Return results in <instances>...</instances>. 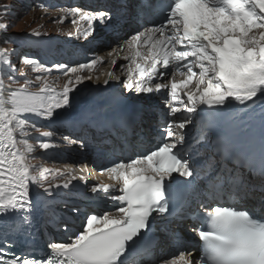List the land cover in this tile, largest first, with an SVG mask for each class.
<instances>
[{
    "label": "snow or ice",
    "instance_id": "snow-or-ice-1",
    "mask_svg": "<svg viewBox=\"0 0 264 264\" xmlns=\"http://www.w3.org/2000/svg\"><path fill=\"white\" fill-rule=\"evenodd\" d=\"M144 6L155 15L120 46L123 60L129 61L122 66L127 74L121 80L114 72L106 73L105 85H123L106 107L123 127L143 129L142 135L150 137L159 102L164 123L155 127L163 139L130 159L102 167L97 175L112 183L89 185L96 169L87 164L77 175L70 164L61 171L30 161L37 149L47 153L58 147L52 142L57 133L42 132L36 121L55 122L69 113L78 86L93 79L83 73L104 59L48 66L25 55L19 62L40 75L30 80L21 73L24 83L10 89L5 78L20 83L14 75L16 63L0 49V264H264V135L258 149L232 139L197 146L211 128L235 124L241 111L258 107L264 121V0H144ZM61 11L53 23L72 17L70 23L84 38H94L98 29L120 27L127 4ZM14 13L15 5L0 0L4 43L12 42L8 32L15 26ZM54 70L68 77L62 90L49 83ZM37 83L39 91L32 92ZM194 119L199 120L196 136L189 128L196 127ZM32 133L41 134L36 143L31 142ZM63 140L88 147L81 139ZM76 181L117 207L88 215L67 241L48 240L44 256L14 251L10 237L31 238L37 213L47 212L52 200L77 187ZM225 197L251 201L253 207L211 203ZM50 223L71 231L68 222ZM185 231L200 242L198 259L184 247ZM173 243L181 250L164 255Z\"/></svg>",
    "mask_w": 264,
    "mask_h": 264
},
{
    "label": "rangeland",
    "instance_id": "rangeland-1",
    "mask_svg": "<svg viewBox=\"0 0 264 264\" xmlns=\"http://www.w3.org/2000/svg\"><path fill=\"white\" fill-rule=\"evenodd\" d=\"M5 1H9V0H3V2H5ZM11 2L19 3L18 6L24 7V9L19 10L18 8H16V10H15L14 15L15 14L16 15L14 16V20L12 21V23L15 26L12 27L11 31L8 32V36L11 38L12 42L4 43L3 42V39H4L3 34H0V38H1L0 39V49L7 50L9 53H11L10 58L16 63L17 71H16V73H14V75H16V77L20 81V83L19 84L11 83L10 81H8L5 78V84L10 89H17V88L21 87V85L24 83V77L21 75V73L27 74V76L30 80H34L36 76L40 75V73L34 72L32 70V66L26 65L23 67L24 64H22V63L20 66L19 58L27 55V53L26 54H24L25 52L22 53V51H21L22 47L19 49V46H21V45L30 46L29 40L32 37H35V36L28 35V33H31L34 30H36V31H40L42 34H45V35L54 34V33L59 34V33H61V31H65L66 28L71 27L72 23L67 22V23L63 24V27H62V24L53 23V20L60 17V15H63V13L61 11L62 8L59 6V4L61 3L60 0H33L31 2L29 0H11ZM57 12L60 14H56ZM40 37H42V36H40ZM12 50H15V52H12ZM102 50H103V47L100 48L99 50H97V54L98 53L109 54V53L113 52V51L103 52ZM42 62H46L45 59H43ZM104 66L109 67L110 62L107 61L104 64ZM96 70L98 71L99 74H102V72H103L101 68H97ZM104 75L105 74H102V76H104ZM51 76L52 75L48 76V80L50 79ZM60 82H62V81L60 80ZM62 83L64 84V82H62ZM64 85H61L62 88ZM39 88H40V85L37 83V84H33L31 86L30 90L32 92H38ZM108 89H110V88H107L104 90L107 91ZM102 90H103V88H99L98 86L93 85V87L89 88V91H91V92H89L88 90H84V92L82 90L81 91L79 90V92H77L76 95L82 96V98H80V99H88V96H94L95 94L100 93ZM87 92H89V93L87 94ZM36 122L40 125H43L42 132L55 131L57 133V135L53 138L52 142L54 144L58 145V151L53 156L56 157L60 153H61L60 154L61 156H62V154L64 156H69V154H72L73 157L80 156L81 148L78 145H72L71 143L65 142L63 140V136H68L71 139H81L82 140V138L80 137V134L72 133L69 129L63 128V127H59V128L54 127L53 128L51 125L47 124L46 121H44L42 123H40L38 121H36ZM55 129H57V130H55ZM36 134L37 133H32L33 139L31 142H33V143H35ZM83 151H84V149L82 150V152ZM42 154H43V152L38 151V150L36 152H34L33 154H31V157H30L31 163L34 165H43L44 167L49 168V169H59L61 171L65 170L61 167H65V165H69V162H67L65 159H60L62 161V162H60L59 160H56L53 158H46V157L42 158L41 157ZM61 158H65V157L62 156ZM63 162H66V163H63ZM87 199H89V201L91 200L90 198H87ZM104 201L107 202V203H105V207H104ZM98 202H101L100 206L98 208L100 210H105L108 212V211H113L116 208V207H110V206H112V203L108 202L106 200H98ZM64 205H65V207H64ZM60 208L61 209H65V208L73 209L76 207L63 204L62 207L60 206ZM87 216L88 215H85V214L83 216H78V218L73 219L74 223H72V225L76 226L78 224L79 225L83 224L85 222V219ZM51 217H49V221L59 220L61 222H66L61 218V215L59 212H56V211L53 212V215H51ZM79 219H80V221H79ZM77 221H79V222H77ZM47 230H48V233L53 234V237L55 239L58 237H62L63 235L65 236L66 234H68V233H64V232L60 231L57 228L56 223H50L49 222V229H47Z\"/></svg>",
    "mask_w": 264,
    "mask_h": 264
},
{
    "label": "bare ground",
    "instance_id": "bare-ground-1",
    "mask_svg": "<svg viewBox=\"0 0 264 264\" xmlns=\"http://www.w3.org/2000/svg\"><path fill=\"white\" fill-rule=\"evenodd\" d=\"M61 16V15H60ZM56 26V25H55ZM1 39V38H0ZM125 53H120L119 49L109 53V54H101L98 53L97 51L95 52V55L97 57H101L104 59V63L103 64H97L98 67H100L102 69V74H105L104 76H102V74H99L97 70L95 71H90L88 74H91L93 76V79L90 81H86L83 84H81V87L77 89V92H79V90L83 91L84 90H88L90 87H93V85L98 86L99 88H103V90L100 93L95 94L94 96H88V99H80L82 98V96H78L75 94V104L74 107L70 110L69 113H66L64 115V117L61 120L52 122L53 125L55 127L61 126L64 128H69V130L71 131H82L81 129V125L84 123V127H91L94 123L95 125L99 122H102L105 117L106 114L103 113H97V111L101 110V108H107L106 104L107 102L110 100L111 98V93L116 89H118L122 84L119 81H112L109 83V85H105L104 84V80L107 79L106 73L109 72H114L115 75L119 76L121 78V80H123L127 74V69L122 67L123 65H126L129 63V61H125L123 60V55ZM36 58V56H34ZM115 58L117 60V63L115 65H113L111 63V60ZM44 59V58H43ZM109 61L110 62V66L109 67H105L104 64ZM96 77H99V79H97ZM108 89L107 91L104 89ZM109 93L106 95V92ZM91 92V91H89ZM87 92V94L89 93ZM93 94V93H92ZM240 118L246 119L243 122V126L246 127L248 126V124L250 122H264L261 119V113L259 108L257 107L255 110L253 111H248V110H244L241 111L239 114ZM38 122L42 123L44 122L43 120H38ZM120 124L118 121L115 120H111V125L112 124ZM255 126V123L252 124V128ZM54 128V127H53ZM57 130V129H55ZM109 136L110 132L107 130L104 134V136ZM88 147L84 149V151L80 153V156H76L73 157L72 154H70L69 158H60V159H65L67 162H69L70 165H73L76 170H77V175H80L81 173L79 172V168L84 165L87 164L89 167H92L94 169H96V173L99 172V170L108 165L106 159L103 160L100 163V167L96 166V163L94 161V155L92 156V154H95V149L93 146H89V142L88 140H86ZM100 141H95L94 144L95 145H99ZM99 153H96V155H98ZM62 157V156H61ZM75 161H74V160ZM63 169H65V167H61ZM64 171V170H63ZM100 178V181H103L105 183H112V181H110L108 179L107 176H98ZM98 182V179H95L94 177L89 179V185ZM77 187L75 189H73L74 193H76V196L73 197V199H69L70 203H73V205L75 206H84V208H79L80 213L73 215L72 218L76 219L78 218V216H83V214H87V215H91V214H97V215H102L103 213L107 212L105 210H100L98 209L100 206L101 202H95L94 204H88L87 203V196H89L90 190L88 187L84 186L82 182H76ZM66 197H70L69 192H63L62 195L57 196L54 200L51 201V206L48 209V211H53L57 208H59V206H56L55 203L58 204V202H64L63 199H65ZM101 198H103L104 200L111 202L112 206L110 207H117L116 202L111 201L110 199H108L106 196H104L103 194H101ZM75 201V202H74ZM89 201V199H88ZM92 202V201H91ZM105 202L104 201V207H105ZM86 205V207H85ZM92 205V206H91ZM62 207V206H61ZM65 207V205H64ZM68 209V208H67ZM69 210V209H68ZM67 211V210H65ZM108 212H112V211H108ZM64 213V211H63ZM49 215V214H47ZM40 216V214H39ZM48 217H46L45 222H48L47 220ZM80 221V219H79ZM77 221V222H79ZM70 225H72V223L68 222ZM84 224V223H83ZM83 224H78L76 226L71 227V231L68 232V234H66L65 236L63 235L62 240L67 241L68 237L72 234V232H76L79 231Z\"/></svg>",
    "mask_w": 264,
    "mask_h": 264
}]
</instances>
